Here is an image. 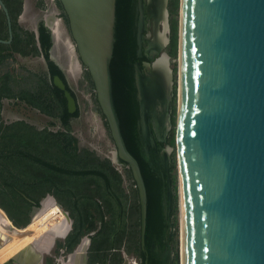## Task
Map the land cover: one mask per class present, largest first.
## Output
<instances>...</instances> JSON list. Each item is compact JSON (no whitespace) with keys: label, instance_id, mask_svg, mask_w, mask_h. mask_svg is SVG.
Instances as JSON below:
<instances>
[{"label":"water","instance_id":"95a60500","mask_svg":"<svg viewBox=\"0 0 264 264\" xmlns=\"http://www.w3.org/2000/svg\"><path fill=\"white\" fill-rule=\"evenodd\" d=\"M58 2L77 58L93 86L96 103L114 145V157L128 168L134 182L143 247L146 190L138 163L122 139L112 97L110 61L116 0ZM0 9L8 35L0 43L9 44L13 38L12 24L2 0ZM141 25L142 15L137 28L138 56ZM34 33L37 34V28ZM168 42L166 37L163 48ZM178 51L181 64L175 147L181 264H264V0H179ZM155 55L158 53L149 56L152 59ZM160 58L167 60L168 56L159 54L151 64L153 72ZM139 70L136 64L137 126L142 136L148 130V136L152 122H146L143 117ZM149 81V103L154 108L161 101L159 87L156 88L157 81ZM53 82L63 91L68 112L74 113L75 99L58 77ZM165 83L167 104L171 85L169 70L165 71ZM167 116L170 125V115ZM47 197L51 196H45L40 205ZM54 202L65 215L62 223L71 226L68 212ZM0 210L12 227L27 226L16 227L5 211ZM163 212L166 216L164 204ZM1 239L8 238L1 235Z\"/></svg>","mask_w":264,"mask_h":264},{"label":"trees","instance_id":"16d2710c","mask_svg":"<svg viewBox=\"0 0 264 264\" xmlns=\"http://www.w3.org/2000/svg\"><path fill=\"white\" fill-rule=\"evenodd\" d=\"M2 1L11 18L13 38L9 44L0 43V113L3 100H11L50 118L49 126L58 125L63 130L39 131L24 121L4 125L0 115V208L15 226L24 227L29 224L32 208L38 207L41 199L49 194L73 219L72 244H75L84 232L94 227L97 219L103 217L104 208L100 203L103 196L111 198L112 193L119 197L121 180L108 161L81 150L78 139L71 133L70 121L78 116V111L68 112L64 93L54 85V77L63 82L74 99L75 94L67 85L63 71L50 59V31L43 23L38 24L37 34L25 30L17 21L22 0ZM178 4L179 0H168L171 22L167 52L173 57L178 43ZM58 5L62 10L59 2ZM0 14L3 16L0 39L7 40V26L1 9ZM135 16V0H116L110 61L113 103L125 147L138 163L146 190L145 248L149 249L153 242L161 251L173 245V264H178L175 240L165 236L168 220L162 201L167 184L148 164L137 126L139 106L135 65L147 59L137 55ZM28 55L42 56L46 71L34 72L18 63L17 56ZM170 117L174 123V107ZM173 142L171 134L165 144L173 145ZM165 179L172 182L175 190L176 180L171 172L165 174ZM91 188L95 189V195L90 194ZM173 205L176 207L175 201ZM150 264H161L159 256H154Z\"/></svg>","mask_w":264,"mask_h":264},{"label":"rangeland","instance_id":"374dc122","mask_svg":"<svg viewBox=\"0 0 264 264\" xmlns=\"http://www.w3.org/2000/svg\"><path fill=\"white\" fill-rule=\"evenodd\" d=\"M141 0L139 5L142 10V25H141V44L139 47V57L146 58L144 61L151 65V63L159 57L155 55L151 60L147 55V51L151 46V43L154 39L155 33H163L164 37H169L170 35V22L171 17L168 10V3L166 5L167 15V25L168 29L166 32L163 29L162 25H155V17L151 14L149 10L150 0ZM179 7V4H178ZM152 15V16H151ZM46 17L55 18L60 20L61 24V37L58 39L56 36L52 37V46L49 51L50 59L63 71L67 85L71 91L75 94V111H78V116L71 119V133L78 139V146L81 150L85 149L92 153V155L98 157L102 161H108L113 169L118 173V176L121 180L120 189L122 206L124 210V216L122 220V230L127 232V237H131L133 251L138 247L137 239L139 237V226H140V215H139V203L137 191L132 181L130 172L128 168L121 163H116L112 161V156H109L110 152H114V145L110 138V134L103 116L100 113L99 107L96 103L95 94L93 86L89 79V76L82 66L78 69L75 66V61H77V55L75 50L72 48V51H68V45L70 46L71 40L69 37L67 22L63 11L58 5V0H22L20 5L19 12L17 14L18 23L28 31L34 32L39 23L47 26L48 21ZM3 16L0 14V27ZM178 33H179V8H178ZM48 27V26H47ZM49 30V29H48ZM50 31V30H49ZM164 31V32H163ZM178 38V34H177ZM168 45L160 51V53H165L168 56V59L165 61L167 70H169L171 75V85L169 88L170 99L166 104L165 109H160L157 103L154 108L153 104L148 103L147 105V116L148 121L152 122L155 115L162 114L167 121V115H171V110L175 108V119H176V110H177V98H178V84H179V51L178 43L175 56H171L167 52ZM18 63L29 70L34 72H43L46 71V64L42 56L40 55H28L26 57L17 56ZM137 63L139 67V74L144 76L146 79L144 81V87H148L150 83L148 75L143 67V63ZM80 63V62H79ZM145 70V71H144ZM71 71V72H70ZM144 96V94L142 95ZM146 97V95L144 96ZM163 101V96H162ZM151 102V101H150ZM165 102V101H164ZM162 104V103H161ZM1 121L4 125L11 124L17 121H24L25 123L33 126L36 130H47V131H57L63 130L61 126H49L51 119L38 113L37 111L27 109L14 101L3 100L1 108ZM152 120V121H151ZM156 122L161 123V120L156 119ZM168 122V121H167ZM58 124V123H57ZM169 125V124H168ZM167 129L164 131L163 139L159 140L160 135L157 134L156 124L149 127L150 142L147 140L146 144H142L146 148V154H144L146 160L152 170L157 176H159L167 184V188L164 193L163 204L166 206V218L168 222V233L167 238L173 239L174 246L177 250L178 264H181V211H180V194H179V178L178 170L176 163V147H175V122L171 123L169 127L165 124ZM154 127V130H153ZM146 129H148L146 127ZM163 129V130H164ZM148 130L144 131V137H147ZM156 132V133H155ZM166 133V134H165ZM157 134V136H156ZM172 134L174 138L173 145L165 144L168 137ZM160 143H164L163 146H160ZM144 151V152H145ZM173 166V170L171 171ZM175 177V190L172 182L169 179H165V174H169ZM93 188H91L90 194L95 195ZM98 195V194H97ZM96 195V196H97ZM51 196V195H50ZM53 197V196H51ZM54 199V198H53ZM55 200V199H54ZM174 201L176 202V207L173 205ZM104 209L111 208L116 212L115 204L113 200L107 196H103V199L100 200ZM42 205L34 207L31 210L30 221L40 212ZM180 211V212H179ZM167 260H170V263L173 264L174 260V249L173 245L167 248Z\"/></svg>","mask_w":264,"mask_h":264},{"label":"flooded vegetation","instance_id":"af4514ba","mask_svg":"<svg viewBox=\"0 0 264 264\" xmlns=\"http://www.w3.org/2000/svg\"><path fill=\"white\" fill-rule=\"evenodd\" d=\"M139 2L140 0H135L136 31L139 24V16L141 17L142 15V10L140 9ZM167 3L168 0L166 1V5ZM141 4L143 5L142 0H141ZM167 38L169 40V37ZM168 44L169 42L167 43V45ZM154 49L156 48H149L147 51V55L150 60L151 57L149 55L152 54V50ZM152 73L153 70L151 68L150 74ZM142 77L144 78L145 81L146 78L144 76ZM144 81L142 83H144ZM160 100H161L160 103H162L161 105L163 106L165 102L162 101V98H160ZM160 109L164 110L163 107H160ZM169 121L171 122V117ZM140 134H141L142 144H146L147 140H149V144H151L150 134L146 138H143L141 132ZM160 134L161 135L158 139L162 140L163 133L160 132ZM142 148L143 151L144 149H146L143 146ZM144 154H146V152H144ZM119 193L120 192L118 191L117 195H119V197H115L112 193H110L111 198L113 199V203L119 204V207H116L117 208L116 212H114L113 209L111 208L104 209L103 217L97 219L92 229H88L86 232L82 230L84 233L83 235H81V237L78 239V241L75 244H72L73 236L75 235L74 221L70 217V214L68 212L72 223L71 226H69L67 233L63 237H51V240L48 241L47 246L44 245L46 238H43L41 240V243L39 244L38 247L39 249L34 248L32 254H30L29 258L26 261H23L22 255L17 253L15 256L10 255L9 258L7 256V258L3 261L0 260V264H150L154 256H159L161 264H171L170 260L169 261L167 260L168 247L163 251H161L159 245L156 242H153L150 245L149 249L145 248V242H144V246L141 247L140 229H139L138 247L135 249V252L133 251L131 237H127V232L126 231L124 232L122 230L123 229L122 220L124 216V210L121 200L122 197L121 194ZM61 228L63 229L64 226H62ZM167 233L168 232H166L165 236L167 235ZM4 242H5L4 239L0 240V247H3V244L5 245L7 243ZM150 258H152V260Z\"/></svg>","mask_w":264,"mask_h":264},{"label":"bare ground","instance_id":"6f19581e","mask_svg":"<svg viewBox=\"0 0 264 264\" xmlns=\"http://www.w3.org/2000/svg\"><path fill=\"white\" fill-rule=\"evenodd\" d=\"M164 2L165 0H150L149 10L151 14L155 17V21H156L155 25L158 22L159 25L163 26V29L166 32ZM46 19L48 21L47 26L53 33V36H56L58 39H60L61 37L60 20L55 19V18H49V17H46ZM141 30L142 29H140V31ZM165 42H166V37H164L163 33H155L154 39L150 47L156 48V49L152 50V54H156V53L160 54V51L164 49L163 46ZM67 45H68V51L69 50L72 51V48L74 49L72 42L70 43V46L69 44ZM178 60H179V70H180L181 56L179 57ZM74 61H75V66L77 70L79 68L81 69L82 65L79 63V61H77L76 59H74ZM165 61H166L165 58H160L156 64L157 66H155L153 75L152 74L148 75L150 79H152L153 81H157L156 88L159 87L158 88L159 95H160V98H162L163 96V101L166 98L165 92H164L165 86H166L165 71L167 70ZM144 67H145L146 73L148 74L150 72L151 65L149 66L146 63ZM143 81H144V78L142 77L141 74H139V71H138V84H139V89H140V95L142 97L141 103H142L143 117L145 121L147 122L148 121L147 105L150 102L149 100L150 88L148 89V87L146 86L144 87V83H142ZM143 94L144 96L146 95V97L142 96ZM158 106H162L160 102ZM155 116L156 117H154L153 124H156V127H157L156 132L158 135H161L160 132H162L163 137H164V131L167 130V129H164V127H166L165 124H167V127H169L168 122L166 121L165 123V119L163 118L162 114L160 115L157 113V115ZM156 119L161 120V124L156 122ZM143 138H145L144 135H143ZM109 156H112L113 162L118 163L114 157L115 156L114 152H110ZM146 159H147V156H146ZM41 205H42V209L40 210V212L33 218L31 223H29L25 228H22V229H17V228L12 227L9 221L6 220L3 212L0 210V238H1V235L2 237L6 236V238H8L7 241L4 242V243L6 242L7 243L5 245L3 244V247H0V260L1 261L5 260L7 256L9 258L10 255L15 256L17 253L22 255L23 261H26L29 258L30 254H32V251L34 250V248L39 249L38 248L39 244L41 243V240L43 238H46L44 245L47 246L48 241L51 240V237H63L67 233L69 229V225L62 223L64 222V220H66L65 215L62 212V210L56 205L54 200L51 197H47L42 202ZM62 226H64L63 229L61 228ZM65 227H66V230H65Z\"/></svg>","mask_w":264,"mask_h":264}]
</instances>
